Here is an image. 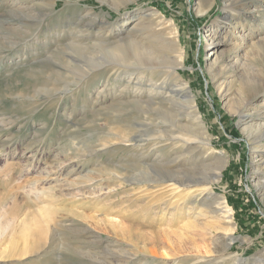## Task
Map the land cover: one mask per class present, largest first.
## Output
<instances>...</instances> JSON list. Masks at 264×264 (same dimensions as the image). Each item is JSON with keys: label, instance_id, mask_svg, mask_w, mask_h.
<instances>
[{"label": "rangeland", "instance_id": "374dc122", "mask_svg": "<svg viewBox=\"0 0 264 264\" xmlns=\"http://www.w3.org/2000/svg\"><path fill=\"white\" fill-rule=\"evenodd\" d=\"M6 1L0 0V119L9 122L0 130V264H209L222 254L219 264H258L264 150L253 148L244 128L257 121L255 109L264 112V0H40L41 8L23 2L26 11ZM151 13L160 27L175 26L184 63L172 74L148 67L145 94L116 98L132 68L97 45L133 33ZM143 57L159 65L157 56ZM155 77L164 98L180 87L194 97L202 129L172 134L188 144L155 138L163 136L165 116L129 105L148 101ZM105 82L107 91L96 97ZM258 84L262 89L246 102V86L251 92ZM186 113L180 120L193 123ZM138 136L149 141L137 144ZM257 136L264 145V132ZM221 166L220 180L208 187L204 180ZM222 198L232 209L230 230L218 211Z\"/></svg>", "mask_w": 264, "mask_h": 264}, {"label": "bare ground", "instance_id": "6f19581e", "mask_svg": "<svg viewBox=\"0 0 264 264\" xmlns=\"http://www.w3.org/2000/svg\"><path fill=\"white\" fill-rule=\"evenodd\" d=\"M9 1H11V5H13L12 8L17 9L19 11H21V10L26 11L25 6H28V4L25 5L23 2H28V1L33 2L32 6L33 7L35 6V8L38 6L39 7L42 6L40 0H9ZM233 6H234V3L230 2V3H228V5H225L223 7V11L227 16H231L230 12L233 11ZM198 9H199V13H201V14H203L205 12L201 8L200 4H198ZM146 15H147L146 16L147 18L145 17L146 18L145 23L139 24L136 22L137 24L133 25V28H132L134 30L133 33L129 34V32H126V33H124L125 34L124 36L118 35L117 36L118 40L116 42L111 43L110 45H97L98 50L110 51V52H114V53L118 54L120 56V59L122 60L121 64L129 65V68H132L131 73L126 75L127 78L124 77L125 79L124 78L121 79L123 82V86L118 91V95H115L116 98L121 97V96L129 93L130 91H132L134 93V95L144 93V91L142 92V80H144L146 78V75H147L146 70H149L148 67H152V68L153 67H160L162 69H165V73L167 72V73L172 74V73H175V71L177 69H180L184 63V52L182 50L183 48H182V45H181V42L179 39V34H178L177 30H175V28H174L175 26L173 27V26L167 24V26H165V27H160L161 25H163V23L162 24H156L155 20H153L150 17L154 14L151 13L150 15H148V14H146ZM142 20H141V22H143ZM105 38H106V40H109L108 37H105ZM12 45H14L12 42L9 43V46H12ZM208 46H211L212 47L211 49L216 48V46L213 43H208ZM70 48H74V47H70ZM74 49H76L78 51H83V49H78V48H74ZM144 55H148V56L151 55V56H155V57L157 56V58L160 60V62L158 63L159 65L148 66L146 64L148 59L143 57ZM102 63H104V62H102ZM102 63H100L97 66H101ZM128 70H130V69H128ZM89 71L90 70L88 69L87 72H89ZM122 77H123V75H122ZM118 78H120V77H118ZM155 78L149 79V83L147 85L148 86V90H147L148 91L147 92L148 101L131 103L129 105H132V104L137 105L136 107L143 109L144 112H147L148 114L151 111H154V112H157L158 116L159 115L165 116L166 119H163V121H162L163 124L160 126V127H162L163 136H160L161 135L160 134V135H158V137H155V138L162 140V141L167 140V141H171V142H180V140H181L182 144H186L188 141L187 140L188 138H186V140L176 139V138L172 137V134L176 132L179 135L178 137L184 138L183 136H187V135L188 136H194V133H195V128H193L194 126L196 128H199L201 126V129H202L203 125L201 123L202 121L200 120V118L197 117L199 113L196 110L197 107L195 105L194 97L192 96L190 90H186L185 88L180 87V88H177L175 90H169L167 96L164 98L163 94H162V92L164 90V88H163L164 83L158 82L157 78L156 79ZM133 79L135 80V82L133 81ZM130 84L133 85V89L135 88V90H132V87L129 86ZM111 85H113V84H111ZM248 86L249 85L246 86L247 91H248V93H246L247 94L246 102H250L252 100V98L259 92V90L262 89L263 85H261V84L255 85L254 90L251 92H250V88L252 86L251 85H250L251 87H248ZM107 89H108L107 84L105 82V83H103L101 89L98 90L96 97L99 95H103L105 93V91H107ZM138 96H140V95H138ZM181 96H183L184 102L186 101L185 103L182 101H179L180 100L179 97H181ZM116 98L114 97L113 100ZM160 98H162V99H160ZM157 101H159V102H157ZM122 102L120 104L128 105V104H124ZM263 105H264V101H262L259 104V107L263 106ZM188 111H189L188 115H190L192 117L193 123H189V121H186V120L183 121L184 119L181 121L179 118L180 113H186ZM241 111L242 110H237V112L239 114H241ZM253 112H254V114H258L257 121L255 122L254 120H252L251 123L244 129L247 130V132H248L247 134L251 138L250 140H252V142H253V148L257 151L258 150L257 146H260L264 150V145H261V144L258 145V143L255 142V140H256L255 136L261 135L264 132V115H263L264 112H262V111L260 112L259 109H255V111H253ZM259 116L261 117V119ZM186 117H187V115H186ZM147 120H149V119H147ZM150 121L153 123V120H150ZM166 123H172V124H174V126H165L164 124H166ZM143 125H141V126H143ZM7 126H9L8 120L7 119H5V120L0 119V130L7 129L8 128ZM171 127L173 129L175 128L177 131L170 130L169 128H171ZM202 131H204V130H202ZM147 134H148V132H147ZM208 139L209 138L206 137L207 143L209 142ZM131 140H132V138H131ZM144 140L145 139H142L138 136L137 139L136 138L134 139V142H137V144H138L141 142L149 141L147 139H146V141H144ZM207 143H206V145H207ZM137 144H135V145H137ZM220 160H221L222 166H224L225 160L222 157L220 158ZM261 163H263V162L261 161ZM222 166L216 168L214 170V173L210 177H208L204 180L205 184L208 185V187L214 183H217L220 180ZM143 167L141 166V169ZM149 168L157 169L159 167L156 165L149 167V165H148V170H149ZM145 169H144V171H145ZM159 169H161V168H159ZM161 170L162 171H160V172L165 176L173 175V172L170 170H167V171H165V170L163 171V169H161ZM258 171L261 175V179L264 180V167L262 170H258ZM217 207H219L218 211L221 213V216H223L224 221H226L227 230H230L232 227V209L228 206L227 201L223 198L220 199V202L218 203ZM37 227H39V226H37ZM25 231L27 232L28 230L26 229ZM37 231L41 234H44V231H42V230H37ZM228 247H229V245H226V248L221 250V252L224 253L228 249ZM31 252H32V250H31ZM149 253L152 255H156V253L154 251L149 252ZM222 255H218L217 258L215 257L213 260H211L212 263H209L208 261L207 262L209 264H219L220 260L224 261ZM168 256H169L168 254L164 253V257H168ZM125 258L126 257H124V259ZM226 259H227V257H226ZM104 260H107V259H103V261ZM195 260L199 264H205L206 263V262L203 263L201 261L202 259H195ZM263 260H264V255H262L261 258L260 257L257 258L256 262H258V264H263L262 263ZM103 264H107V263H103Z\"/></svg>", "mask_w": 264, "mask_h": 264}]
</instances>
